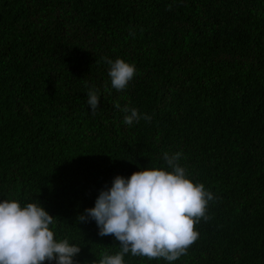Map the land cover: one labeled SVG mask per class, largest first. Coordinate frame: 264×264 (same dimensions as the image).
Masks as SVG:
<instances>
[{"label":"trees","instance_id":"16d2710c","mask_svg":"<svg viewBox=\"0 0 264 264\" xmlns=\"http://www.w3.org/2000/svg\"><path fill=\"white\" fill-rule=\"evenodd\" d=\"M105 57L135 66L126 89ZM178 152L208 219L176 261L124 264H264V0H0V202L40 203L74 264H99L120 242L77 218Z\"/></svg>","mask_w":264,"mask_h":264},{"label":"clouds","instance_id":"9594fccd","mask_svg":"<svg viewBox=\"0 0 264 264\" xmlns=\"http://www.w3.org/2000/svg\"><path fill=\"white\" fill-rule=\"evenodd\" d=\"M110 66L108 75L117 91L126 89L133 79L134 65L122 59L105 57ZM99 90L94 86L87 93V105L95 113L100 101ZM115 108L120 109L117 103ZM129 113L124 123L131 125L141 118L137 109L125 106ZM181 153L163 154L167 168L144 169L129 178L116 176L110 188L101 190L95 206L85 209L78 222L94 220L101 237L112 235L120 242L115 255L102 254L99 264H124V256L163 258L168 262L179 259L198 239L195 230L200 219L205 220L206 206L213 195L203 184H194L181 167ZM57 218L40 203L21 207L15 200L0 202V264H74L80 248L67 240L57 241L50 229Z\"/></svg>","mask_w":264,"mask_h":264}]
</instances>
